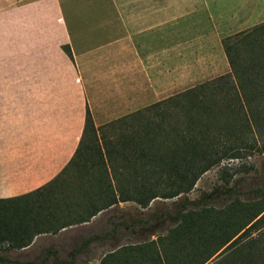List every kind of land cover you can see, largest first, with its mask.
<instances>
[{
	"label": "crops",
	"instance_id": "obj_1",
	"mask_svg": "<svg viewBox=\"0 0 264 264\" xmlns=\"http://www.w3.org/2000/svg\"><path fill=\"white\" fill-rule=\"evenodd\" d=\"M234 2L264 10V0ZM118 6L140 12L94 22V13L83 10L97 5L84 0H0V199L43 189L50 203L71 196L82 204L80 210L76 202H68L61 215L67 226L36 235L22 250L0 253L43 250L36 260L74 264L103 261L128 245L116 233L121 228L130 235L131 215L115 209L129 202L88 219L91 204L82 198L123 180L124 174L115 176L123 161L72 162L82 138L81 153L89 152L83 137L87 106L95 128H103L97 136L110 138L118 133L108 128L110 123L173 95L172 83L166 94L162 86V1H113L108 8ZM85 14L90 17L80 18ZM66 45L73 61L62 50ZM174 55L178 57V47L171 48L169 56ZM46 211L49 215L54 207ZM120 222L122 227L117 226Z\"/></svg>",
	"mask_w": 264,
	"mask_h": 264
},
{
	"label": "trees",
	"instance_id": "obj_2",
	"mask_svg": "<svg viewBox=\"0 0 264 264\" xmlns=\"http://www.w3.org/2000/svg\"><path fill=\"white\" fill-rule=\"evenodd\" d=\"M259 36H264V24L225 37L222 46L230 68L228 73L110 123V130L117 129V125V130H121L113 137L97 136V130L103 128H95L86 107L83 137H87L89 152L81 153L82 138L72 162L87 160L104 164L120 160L123 169L119 173L114 171L115 176H125L123 180H116L114 186L108 184V191L82 197L91 204L88 219L102 209L118 206L119 202H133L145 209L156 199L168 200L188 194L206 172L225 160L238 159L243 150L254 147L249 137L264 127V111L251 109L256 96L264 97V89L262 93L256 89L258 69L263 71L264 80V56L260 55L257 60L255 54L245 58L240 51L241 48L251 53L256 48L263 50L264 39L258 41ZM62 50L73 61L70 47L62 46ZM242 128L247 129L248 137L243 138ZM221 179L228 184L232 173L223 171ZM42 191L0 199V250H22L36 235L67 226L61 215L68 202H76V208L82 210L78 197L65 196L61 202L50 203L43 198ZM49 206L54 207V212L47 215ZM177 222L165 236L144 244L122 246L99 264L155 261L148 258L147 249L156 244L167 264H207L224 254V259L216 264H264L261 261L264 241L258 244L264 232L259 235L262 237L258 243L244 239L264 230V198L234 199L222 208L202 206L179 212ZM117 226L122 227V223ZM177 249H186L187 253L179 256ZM174 251L177 255H173ZM191 258L194 261H188ZM7 261L10 260L0 256V262Z\"/></svg>",
	"mask_w": 264,
	"mask_h": 264
},
{
	"label": "rangeland",
	"instance_id": "obj_3",
	"mask_svg": "<svg viewBox=\"0 0 264 264\" xmlns=\"http://www.w3.org/2000/svg\"><path fill=\"white\" fill-rule=\"evenodd\" d=\"M84 1L85 4L97 5L96 9L83 10V12H88V14L94 13V22L100 21L101 18L115 16V14L119 17L123 16L126 12H130L134 16H137L140 12L138 9L125 10L121 6H118L119 9L115 10L108 8V5L113 1L122 3L123 1L138 2L140 0ZM161 1L164 24L162 34L164 48L162 86L165 94L168 92L167 88H170L171 83L173 88L172 94L175 95L200 83L228 73L230 68L222 46L224 38L242 31H249L254 27L264 24V10L257 11L244 8L245 4H242V2L236 4L234 0ZM245 6L249 7L250 5ZM142 12L145 13L146 11L143 10ZM66 16L71 21L72 13L67 8ZM81 17L85 19L90 16L85 14L81 15ZM99 36L103 37L107 36V34L101 33ZM257 39L258 41L262 40L264 36H259ZM176 47H178V57L174 55L171 58L169 56L171 48L175 49ZM263 50L256 48V52L251 53L249 49L241 48L240 53L245 58L255 54L257 60V57L259 58L260 55L264 56ZM258 73H256L258 75L256 89H258L257 93L259 91L262 93L264 89L263 71L258 69ZM176 78L178 79L177 85ZM251 109L255 112L264 111L263 95H258L252 100ZM120 128L123 129V126ZM117 129H114V131H121ZM240 131L244 134L243 138L248 137L249 132L247 129L242 128ZM129 132L133 133L131 129ZM253 134V137H249V142L254 146L252 149L243 150L238 159L225 160L219 166L206 172L188 194H181L176 198L168 200L156 199L145 209L139 208L133 202H129V206L116 207L117 213H124L125 217L127 213L131 215L130 235L123 233L121 228L117 229L116 237L121 241V244L139 245L156 240L158 236H165L169 229L178 224L179 212L184 213L193 209H201L202 206L214 207L216 209L222 208L234 199L252 201L264 198V127H260ZM236 169H240V171L234 172ZM223 171L232 173V179L228 184H225L221 179ZM195 204L198 206H195ZM139 222L143 223L136 225ZM263 232L264 230L253 232L250 237L244 239L245 241L256 240L255 242L258 243V239L262 237L259 235H262ZM259 241L260 243L258 244L260 245L264 241V238H261ZM128 250L130 251V249ZM42 253L43 250L0 253V256H5L10 260L0 262V264H59L60 261L36 260L35 256ZM177 253L179 256H184L187 251L186 249H177ZM177 253L174 251L173 255H177ZM147 254L149 259H155V261H140V264H147L148 262L152 264H167L166 258L160 252L158 244L149 246ZM225 256L226 254L214 257L207 264H216L222 261ZM188 261H194V259L191 258ZM198 261H203V259ZM261 261H264V259ZM61 262L66 263L67 261ZM99 262L74 261V264H99Z\"/></svg>",
	"mask_w": 264,
	"mask_h": 264
}]
</instances>
